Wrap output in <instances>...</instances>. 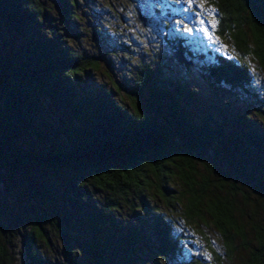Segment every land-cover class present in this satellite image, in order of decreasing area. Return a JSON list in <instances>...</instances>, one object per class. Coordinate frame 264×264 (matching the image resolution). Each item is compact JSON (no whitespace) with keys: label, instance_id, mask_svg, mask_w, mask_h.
Masks as SVG:
<instances>
[{"label":"trees","instance_id":"1","mask_svg":"<svg viewBox=\"0 0 264 264\" xmlns=\"http://www.w3.org/2000/svg\"><path fill=\"white\" fill-rule=\"evenodd\" d=\"M59 1L69 22L71 3ZM208 2L216 15V34L230 39L240 53L250 51L264 66V0ZM38 18L35 0H0V40L5 32L34 40L30 54L19 62L0 54V173L9 177L0 174V264H48L38 253L40 244L50 242L48 229L68 264H136L148 251L155 263L175 257L180 252L177 237L159 217L149 241L135 247L132 229L117 237L107 230L121 201H129L132 212L144 208L150 189L166 204L175 203L173 179L185 187L184 218L206 215L226 255L234 252L235 240L246 241L248 231L252 242L242 263L264 264V170L255 171L254 162L263 137L255 129L233 130L210 117L193 120L180 104L185 89L177 79H163L151 89L154 100L168 105L169 118L162 124L99 96H80L71 81L92 69V60L53 49L52 40L40 44L33 39L32 31L41 37L33 28ZM198 53L208 60L202 68L213 83L231 88L249 84L243 64L216 52ZM140 79L139 89L150 74ZM51 105L71 117L48 120ZM24 138L39 146L21 145ZM38 169L60 170L63 176L48 181ZM12 179L18 181L16 188ZM86 184L103 193L102 200L94 201ZM245 184L254 190L252 213H260L261 222L244 218V204L250 201L242 190ZM237 196L242 204L236 203ZM76 223L79 233H73Z\"/></svg>","mask_w":264,"mask_h":264},{"label":"rangeland","instance_id":"2","mask_svg":"<svg viewBox=\"0 0 264 264\" xmlns=\"http://www.w3.org/2000/svg\"><path fill=\"white\" fill-rule=\"evenodd\" d=\"M67 1L71 3L69 10L73 15L69 22L64 20L59 0H35L39 18L33 28L41 37L34 31L30 35L33 39L38 38L40 44L52 40L53 49L67 50L92 60L94 67L71 81L76 93L99 96L121 105L128 113H139L162 124L169 118L168 105L163 100H154L151 89L160 87L163 79H177L185 89V97L180 104L193 120L210 117L233 130L255 129L263 137L262 150L254 162L255 171L264 170V66L250 51L240 53L230 39L216 34V15L208 0ZM135 9L145 16L143 25L141 21H135ZM90 29L95 31L94 41L89 40ZM28 37L25 33H3L0 54L13 62L21 61L30 52L29 43L34 41L28 42ZM177 46L190 54H186V59L191 61L189 66L173 58L172 51ZM248 47L250 49V43ZM198 51L205 55L216 52L243 64L250 74L249 84L245 88H231L213 83L202 68L203 62L208 60ZM147 72L150 79L139 89L140 78ZM56 117L68 118L71 114L51 105L46 118ZM21 145L39 146L29 138L21 140ZM248 152L257 154L252 150ZM218 167L221 169L220 163ZM38 172L48 181L59 180L63 176L60 170L50 173L38 169ZM0 174L5 179L9 178L3 172ZM11 183L15 188L18 185L17 180L12 179ZM84 189L94 201L105 196L94 191L89 184ZM170 189L176 201L172 205L166 204L152 189L147 192L146 206H137L134 212L130 210L129 201H121L113 217L114 225L107 228L114 237L132 229L135 237L132 236L133 243L130 244L135 247L144 240L149 241L148 233L155 217L169 225L172 236L177 237L179 254L159 258L155 263L148 251L137 259L136 264H172L175 261L181 264H243L246 249L252 242L250 233L246 232L245 242L235 240L234 252L226 255L221 237L206 215L190 220L184 218L186 192L183 184L173 179ZM1 190L0 181V193ZM242 190L250 199L244 207L242 205L245 220L261 222L260 213H252L255 206L252 202L255 200L253 188L245 184ZM240 198L236 197V203L242 204ZM79 229L78 224H74L73 233H79ZM46 233L50 242L48 245L40 244L38 253L48 264H68L62 257L59 240L49 229ZM7 248L13 250L10 246Z\"/></svg>","mask_w":264,"mask_h":264},{"label":"water","instance_id":"3","mask_svg":"<svg viewBox=\"0 0 264 264\" xmlns=\"http://www.w3.org/2000/svg\"><path fill=\"white\" fill-rule=\"evenodd\" d=\"M135 12H136L135 15H134L135 16L134 17L135 21H137V22L141 21L142 22L141 24L143 25L144 24V21H145V16L141 12H139L138 10H136V9H135ZM88 37H89V40L90 41H94L96 39V37H95V31L93 29H90L88 31ZM172 56H173V58L176 61L181 62V63H183L186 66H189L191 64V61L188 60V59H186L185 53L179 47L175 48L172 51Z\"/></svg>","mask_w":264,"mask_h":264}]
</instances>
